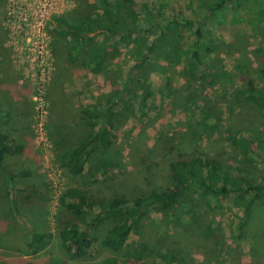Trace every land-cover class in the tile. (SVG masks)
I'll use <instances>...</instances> for the list:
<instances>
[{
	"label": "rangeland",
	"instance_id": "rangeland-1",
	"mask_svg": "<svg viewBox=\"0 0 264 264\" xmlns=\"http://www.w3.org/2000/svg\"><path fill=\"white\" fill-rule=\"evenodd\" d=\"M126 1L141 16L150 19L155 29L166 27L169 32L176 29L180 33L179 48L177 54L171 46L162 47L163 50L158 52L155 46L146 47L147 37L143 38V44L134 49L132 56L117 59L120 66L108 65L107 70L118 75L114 81L116 86L106 73L94 71L93 63L78 64L72 39L54 33L55 16L79 26L85 12L102 11L99 0H52L51 9L38 26L35 24L37 0L0 1L1 33L5 32L7 37L1 40L9 42L8 47L13 48L16 26L12 23L17 25V39H21L19 44L24 47L21 54L12 57V61L16 60V64L13 61L16 68H12L18 84L22 85L21 89L28 93L33 103L24 134H16L12 121L8 120L7 114L5 116L0 104V126L8 125L10 131H14L9 145L14 148L18 135L24 147L20 154L5 157L0 167V182L4 183L11 200L9 206L14 217L11 226L20 225V232L29 237L33 230L45 232L51 243L50 249L44 253H27L25 240H21L19 246L18 241L10 240L6 235L5 220L11 214H4L0 219V264H102L111 252L99 241L111 221L107 218L100 220L103 212L98 207L84 208L85 216L81 219L61 203V194L76 186L89 189L95 198L103 199L133 197L154 187L176 189V184L169 178V163L174 158L217 161L228 177L225 180L214 172L213 178L209 179L211 182L206 181V184L212 187L225 184L229 190L218 194L204 185L200 186V197L213 207L208 211V217L217 239L207 245L204 242H186L183 249L185 259L171 264H259L258 257L264 255V217L240 228L237 221L241 218V211L234 205L235 193L230 190V185L237 181L234 167L240 161L248 160L264 172V145L247 144L240 136L243 134L249 138L247 128L254 123L264 135V127L262 122L250 121L241 112L237 103L241 94L238 91L234 94L239 89L245 92L256 88L264 90V66L261 64L264 59V22L258 15L259 8H264V0H240L242 4L239 7L237 0ZM221 1L224 2L220 7H213ZM198 29L203 33L202 37L207 40L210 37L213 49L208 50L205 44H201L198 50L201 65L195 68L194 76H190L188 64L191 53L198 49ZM42 43L45 46L41 50L39 45ZM57 53L60 54L61 73L57 72L55 62ZM1 60L4 58L0 54ZM139 69L142 70L138 77L144 83H131L127 87L128 94L132 96L130 101L128 94L120 96V87ZM144 72L146 77L142 75ZM65 73L70 75L68 80L55 86L57 76ZM51 88L63 90L69 98L66 105H72V109L66 107L67 112L76 115L69 120L70 130H75L72 143L89 134L90 127L82 114L86 107L95 105L110 111L105 120H97L96 131L102 132L105 123L111 133V144L105 150L96 147L90 151L85 168L78 175L71 174L61 165L63 150L52 136L59 127L57 120L52 121L49 111L53 97ZM136 92L146 96L144 112L139 101L132 100ZM243 108L249 113L255 110L250 104ZM57 118L60 123L58 115ZM78 130L81 134L83 132L79 139ZM104 159L110 164L102 167ZM4 167L13 172L29 169L31 174L17 182L18 174L4 173ZM205 170L197 175H204ZM92 171L96 173L93 177L90 175ZM18 188L24 190L19 193ZM25 193H31V196L24 201ZM15 197L17 206L12 203ZM171 207L174 209L176 206ZM181 219H187V216ZM146 220L152 227H159L149 229ZM179 222L174 216L163 220L159 212L149 210L144 221L137 224L133 220L128 238L129 249L138 263L134 260L113 263L111 259V264L161 263L152 248L151 238L169 233V229ZM69 225H75L88 235L89 245L82 258L71 256L59 245V231ZM140 244L147 247L142 249Z\"/></svg>",
	"mask_w": 264,
	"mask_h": 264
},
{
	"label": "trees",
	"instance_id": "trees-1",
	"mask_svg": "<svg viewBox=\"0 0 264 264\" xmlns=\"http://www.w3.org/2000/svg\"><path fill=\"white\" fill-rule=\"evenodd\" d=\"M237 1L239 7L242 3L240 0ZM223 2L224 1L215 3L213 7H220V4ZM99 3L102 11L99 12L95 10L85 12L84 19L79 26H76L60 16H55L53 18L56 26L54 33L62 38L70 37L72 39V46L76 45L74 48L76 50V55H79H77L78 64L84 66L86 63H93V70L106 73L109 79H112V84H114L116 76L118 75H116L115 71H108V65L113 63L116 66H120L117 59L132 56L134 49L141 46L140 44H143V38L145 37H147L145 43L146 47L150 48L155 46L157 48L156 50L159 52L163 50L162 47L171 46L173 52L177 54L180 33L176 29L170 32L166 27L155 29L150 24V19L146 16H141V14L126 0H99ZM258 15L264 22V8H259ZM202 34L203 33L198 29L196 32V44L198 49L191 53L190 62L188 64L187 72L190 76H194L195 68L201 65L198 53L201 44H205L208 50L213 49L210 37L209 40H207L205 37H202ZM1 37L2 33L0 27V40ZM119 46H122V49ZM2 52L3 49L0 45V54ZM4 60L5 65H0V73L3 74V77L0 79V88H4L3 91H0V100L4 102L7 117L13 122L14 129H17L19 132L17 134H24L28 128L26 117L32 113L33 103L27 98L26 92L23 91V89L18 88L12 83H9L10 85L3 83V81L9 80L12 77L8 61L6 58H4ZM261 64L264 66V59ZM141 70L142 69H139L138 72L136 71L135 75L123 81L120 87V96L130 93L127 92V87H129L131 83L143 85L144 82L138 77V73L140 75ZM142 75L146 77L147 74L144 72ZM116 85L115 83L114 86ZM128 91H130V89ZM237 91L241 94V98L237 99L241 112L245 113L250 121L262 122L261 125L264 127V90L256 88L245 92L239 89L236 90L234 94H236ZM51 95H53V97L50 102L51 105L49 104V111L51 112L52 121L54 122L57 120L59 127L58 131H55L56 133H53L52 136L59 148L63 150L61 165L71 174L78 175L84 170L86 159L91 153L90 151L95 150L96 147H100L104 150L109 148L111 144V139L109 138L111 136L110 131H108L105 123H103L104 130H102V132L99 130L96 131V123L99 118L105 120L110 111L108 108H99L95 105L86 107L82 114L85 119H87V125L90 127L89 134L77 143L74 141L73 143L76 144L73 145L71 137L73 135L72 132L75 133V130H70L69 120L76 115L74 112H67V108L72 109L71 103L66 105L69 98L63 90L58 88H51ZM133 96L132 100L134 102L135 100L139 101L142 111L145 107L146 96L142 92H136ZM131 97L132 96L128 94L127 99L131 101ZM248 104L255 109L251 113L243 108ZM57 115L59 116L60 123H58ZM62 118L65 119L62 121ZM80 119L83 120L81 115ZM247 129L250 131V133H248L250 137L246 138L242 134L240 135L242 141H245L247 144L249 142H255L257 145L259 144V146L264 145V135L258 131L257 123H254V125L249 126ZM13 132L14 131H10L8 125L4 124L0 126V167L7 155L14 156L23 151L24 147L23 144L19 142L20 138H18V135L14 141V148L12 149L9 145V138L14 134ZM77 133L79 134V137H77L79 139L83 132L81 134L78 130ZM252 133H254L255 136H252ZM261 135L263 136L261 137ZM257 138H260V140ZM109 164L110 161L104 159L102 167L108 166ZM234 168L237 181L231 183L230 190L235 193V207L238 211H241V218L237 221V224L241 228L247 223L251 225L257 218L261 220V217H264V172L260 171L248 160L242 163L240 161ZM3 169L5 170L4 173L10 172V175L18 174V178L20 179L17 178V182L23 181V178L31 174V170L29 169H21L14 172L10 169L6 170L5 167ZM203 169H206L205 174L197 175V173L201 172ZM214 172H218V175L225 180L228 177L223 167L213 159L209 161L208 159L202 158H191L188 160L174 158L169 163V178L176 184V189L164 190L154 187L145 193L133 197L103 199L95 198L89 189L76 186L67 188L61 194V203L81 219H84L85 216L83 213L84 208L92 209L98 207L103 212L100 220L107 218L111 221L110 227L99 241L102 247L111 252V256L105 259L102 264H111L112 261L113 263H118V261L125 263L130 260H134L138 263L131 254L128 245V238L131 233L133 220L139 224L146 219L148 211L152 209L159 212L163 220L170 216L176 217L180 222L175 223L173 225L174 228L171 227L169 229V233L162 236H154V239L151 238L153 242V244H151L152 248L156 250L157 257L162 260L161 263L156 264H171L174 261L178 262L185 259L186 253L185 251L183 252V249H185L186 242L192 244L204 242L207 245L211 240L217 239V234L211 226L208 217V211L213 207L208 200L202 199L199 195L201 185H204L208 190H213L218 194H222L229 190V187H226L225 184L220 187H212L206 184V181L211 182L209 179L213 178L212 174ZM90 175L93 177L96 173L92 171ZM195 175L198 176V178ZM229 177L232 176L229 175ZM2 186L4 187V183L0 182V219L2 220L4 214H11L10 216H6L7 218L5 220L7 222L8 231L6 235L8 238L10 240L15 239L16 242L18 241L19 244H17L19 246L20 241L25 240V250L29 254H35L45 249L48 244L47 233L33 230L32 235L29 237L26 233L20 232V225L14 224L11 226V221H14L12 215L13 211L9 206L11 200L7 196L8 193H5L6 190L4 188L2 189ZM22 190L24 189L18 188L17 192L20 193ZM30 194L31 193H25L23 200L25 201L28 199L31 196ZM12 203L13 205L17 204L16 197L12 200ZM172 205L176 207L172 209ZM256 209L260 210L256 212ZM5 210L6 212H3ZM184 215L187 216V219H181ZM146 225L152 230L159 227H152L149 220H146ZM16 229H18V231H16ZM59 238L60 246L66 252L70 253L71 256L82 258L86 255V248L89 245L88 235L85 232L79 231L75 225H69L60 229ZM253 240H255V245L258 246L257 238L254 237ZM146 247L147 245L140 244V248L144 249ZM21 250L20 247L19 251ZM263 256L264 255L258 257L257 263L264 264Z\"/></svg>",
	"mask_w": 264,
	"mask_h": 264
},
{
	"label": "crops",
	"instance_id": "crops-1",
	"mask_svg": "<svg viewBox=\"0 0 264 264\" xmlns=\"http://www.w3.org/2000/svg\"><path fill=\"white\" fill-rule=\"evenodd\" d=\"M1 1V0H0ZM0 23H1V21H0ZM12 26H16V33H15V36L13 37V48H9L8 47V44H9V42H7V41H5V42H3L2 40H0V45L2 46V49H3V52L1 53V55H2V57L3 58H6V60L8 61V64H9V68H10V72H11V74H12V77L9 79V80H6V81H3V83H5V84H8V85H10L11 83L12 84H14L15 86H17L18 88H21L22 87V85H20V84H18V81L19 80H17L16 78H15V70L13 69V68H16L15 67V65H14V63H13V61L15 62V64H16V60H13L12 61V57L14 56V55H18V53L19 54H21L22 53V48L24 47V45L22 44V43H20L19 44V42H21V39H17V37H18V33H17V31H18V28H17V25H15V24H13L12 23ZM0 27H1V29H3V25H0ZM6 31V30H5ZM6 35H5V32H3L2 31V37H1V39H6L7 37H5ZM1 41H2V44H1ZM6 43H7V45H6ZM4 47V48H3ZM15 49V50H14ZM16 52V53H14V51ZM56 56H55V62H56V65H57V72L58 71H60V73H61V69H62V67H60V64H61V62L59 61L60 60V58H59V56H60V54H55ZM62 59V58H61ZM1 65H5V60H1ZM62 65V64H61ZM59 66V67H58ZM13 67V68H12ZM13 74H14V76H13ZM70 76V75H69ZM68 75H67V73H65V75L64 76H62V74L60 75L59 74V76H57V78H56V81H55V86H59L60 85V83L62 82V81H66V80H68V77H69ZM3 77V74L2 73H0V79ZM60 77H62V79L61 80H59L60 79ZM17 78H18V76H17ZM10 83V84H9ZM4 90V88H0V91H3ZM2 93V92H1ZM26 96H27V98L28 99H30L29 98V96H28V93H26ZM1 97V96H0ZM31 100V99H30ZM0 104L3 106V111H4V113H5V116H6V110H5V104H4V102H2L1 100H0ZM30 116H31V113L26 117V120L27 121H29L28 120V118H30ZM7 118V117H6ZM9 120V119H8ZM12 126H14L13 125V122H12ZM15 131H17V129L15 130ZM26 132H27V130H26ZM25 132V133H26ZM17 133H19L18 131H17ZM16 133V134H17ZM55 141V140H54ZM57 143V142H56ZM14 156H16V155H14ZM14 156H10L9 158H12V157H14ZM5 189L6 190V188L5 187H3L2 186V189ZM5 193H6V191H5ZM13 220H14V217H13ZM11 223H13V221H11ZM6 232H7V229H6ZM59 240V245H60V239H58ZM50 246H51V243L48 241V244H47V246H46V248L45 249H43V250H41V251H38V254H41V253H44V252H46L48 249H50ZM25 257V256H24ZM25 259V258H24Z\"/></svg>",
	"mask_w": 264,
	"mask_h": 264
},
{
	"label": "built area",
	"instance_id": "built-area-1",
	"mask_svg": "<svg viewBox=\"0 0 264 264\" xmlns=\"http://www.w3.org/2000/svg\"><path fill=\"white\" fill-rule=\"evenodd\" d=\"M52 0H37L35 6V24L38 26L42 24L43 19L45 18V15L48 13V11L51 9ZM39 28V27H38ZM42 48H44L45 44L42 43V45H39ZM41 98V97H39ZM35 99V97H34Z\"/></svg>",
	"mask_w": 264,
	"mask_h": 264
}]
</instances>
